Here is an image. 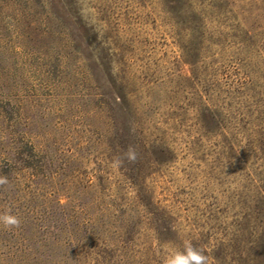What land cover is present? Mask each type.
Listing matches in <instances>:
<instances>
[{"label":"rangeland","instance_id":"374dc122","mask_svg":"<svg viewBox=\"0 0 264 264\" xmlns=\"http://www.w3.org/2000/svg\"><path fill=\"white\" fill-rule=\"evenodd\" d=\"M0 176V264H264V0H0Z\"/></svg>","mask_w":264,"mask_h":264},{"label":"clouds","instance_id":"9594fccd","mask_svg":"<svg viewBox=\"0 0 264 264\" xmlns=\"http://www.w3.org/2000/svg\"><path fill=\"white\" fill-rule=\"evenodd\" d=\"M125 157L130 163H134L137 159V153L134 149L130 148ZM120 163L121 160L118 159L114 166L118 167ZM8 183L7 177L0 176V186L7 185ZM20 224L19 217L11 213V208L0 213V225H3L5 229L19 228ZM164 264H208V257L204 254L203 250L194 246L191 241H185L182 249L177 248L167 252L164 257Z\"/></svg>","mask_w":264,"mask_h":264}]
</instances>
